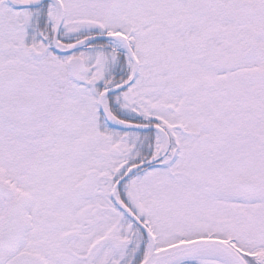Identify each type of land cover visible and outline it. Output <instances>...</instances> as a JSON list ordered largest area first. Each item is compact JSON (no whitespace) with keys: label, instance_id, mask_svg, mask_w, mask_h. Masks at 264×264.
<instances>
[{"label":"snow or ice","instance_id":"obj_1","mask_svg":"<svg viewBox=\"0 0 264 264\" xmlns=\"http://www.w3.org/2000/svg\"><path fill=\"white\" fill-rule=\"evenodd\" d=\"M0 264H264V0H0Z\"/></svg>","mask_w":264,"mask_h":264}]
</instances>
